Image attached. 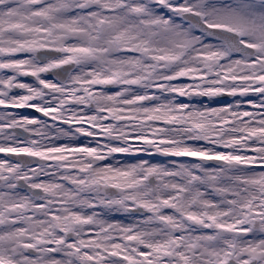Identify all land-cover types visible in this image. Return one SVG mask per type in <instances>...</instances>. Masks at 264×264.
Wrapping results in <instances>:
<instances>
[{"label":"snow or ice","instance_id":"6c2138e0","mask_svg":"<svg viewBox=\"0 0 264 264\" xmlns=\"http://www.w3.org/2000/svg\"><path fill=\"white\" fill-rule=\"evenodd\" d=\"M0 264H264V0H0Z\"/></svg>","mask_w":264,"mask_h":264}]
</instances>
